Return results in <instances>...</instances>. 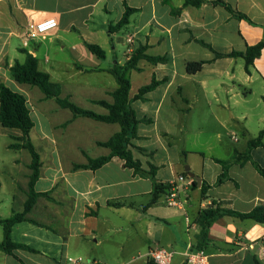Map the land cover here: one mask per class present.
Instances as JSON below:
<instances>
[{
  "label": "crops",
  "instance_id": "obj_1",
  "mask_svg": "<svg viewBox=\"0 0 264 264\" xmlns=\"http://www.w3.org/2000/svg\"><path fill=\"white\" fill-rule=\"evenodd\" d=\"M223 1L245 14L253 24L234 18L219 5L183 7L184 0H0V82L13 84L17 91L20 89L13 83L9 68L15 61L24 62L25 54L21 50H27L38 59L39 69L62 85V97L105 115L107 109L95 101L113 102L112 93L118 85L109 70L116 63L123 65L128 60V49L133 52L147 46L146 54L168 57L166 63L156 65L141 60L138 69L129 76L131 100L153 78L167 79L144 99L132 101L138 118L144 121L138 126L131 150L141 162L144 175L127 168L118 157L96 171L75 170V165L87 164L88 157L109 155L110 150L98 142L107 141L120 131V126L87 117L74 118L69 110L44 94H37L35 103L26 96L32 118L35 112L41 113V124L52 127L73 120L70 125L77 126L86 122L96 133L95 137L81 131L42 134L37 142L30 136L42 162L36 190L48 196L38 198L28 214L32 222H21L12 228L13 242L35 250L16 252L24 264H72L79 258L83 264H154L149 254L158 248L175 251L171 264H183L184 252L200 238L197 218L214 200L239 213H249L264 203V177L252 161L232 163L229 179L216 184L223 173V166L216 159L232 161L236 152L245 153L249 140L264 131L263 106L246 108L240 113L232 107L237 104L235 97L239 93L236 92L242 88L245 94L253 93L256 88L263 101L264 49L250 67V73L246 72L244 62L242 78L237 70V59L242 58L217 59L199 43L201 40L218 52L229 53L245 51L247 46L264 40V0ZM125 4L138 10L124 28L128 35L119 36L124 29L110 34V52L104 49L106 58L99 59L85 47L84 41L97 44L94 40L101 32L97 16L116 12L120 21ZM178 8L180 14L173 16L172 10ZM49 17L57 19L58 28L45 40L25 42L28 24ZM71 33L78 35V41L65 39ZM115 40L127 47L124 60L115 55ZM65 50L73 60L68 68H63L57 58ZM108 53L113 54L111 61ZM189 61L208 63L199 72L190 74L186 69ZM58 72L65 73L62 79L65 83L60 81ZM83 74H89L92 79H79ZM221 92L227 96V102L221 99ZM210 95L215 97V102L209 100ZM195 116L199 117L196 121ZM195 122L198 131H204L212 123L220 128L209 136V142L200 145L202 149H192L199 139L194 135ZM236 129L247 137L245 142L238 139ZM217 144L223 145L225 155L215 152ZM98 147L103 150L97 151ZM251 157L264 169V140L262 146L251 150ZM21 164L20 159L14 161L16 166ZM186 165L201 178V184L196 182V187L190 184L181 188V196L186 199L185 211L165 206L162 197L152 203L155 183L175 181L187 173ZM30 173V169L26 171L23 185L17 183L14 188L12 197L18 200L19 209L12 214L24 210ZM203 182L210 185L206 198L201 195ZM114 234L122 236L111 262L101 252L98 256L96 247L100 248ZM208 238L204 251L211 264H264L261 256L264 224L224 216L213 223ZM0 264L22 263L0 251Z\"/></svg>",
  "mask_w": 264,
  "mask_h": 264
},
{
  "label": "trees",
  "instance_id": "obj_2",
  "mask_svg": "<svg viewBox=\"0 0 264 264\" xmlns=\"http://www.w3.org/2000/svg\"><path fill=\"white\" fill-rule=\"evenodd\" d=\"M164 2H167V0H164ZM207 3L222 6L230 12L234 18L238 20H246L253 24L245 14L233 9L223 0H214L212 2L207 0H184L183 7L192 6L199 8ZM136 12H138L137 9L131 8L125 4V12L122 18L116 24L109 26V34L117 33L126 28L130 23L131 15ZM180 12L181 9L178 8L173 9L171 13L173 16H177ZM199 43L211 50L217 59L242 58L245 62V70L247 73H250V67L253 65L255 59L260 57L261 52L264 49V40L255 45L247 46L245 51H232L229 53L218 52L204 41L199 40ZM84 45L97 58H106V52L101 46L86 41H84ZM146 50L147 46H141L135 49L123 65L116 63L113 68L109 70L118 85L117 89L112 93L113 102L95 101L96 104L107 109L108 113L105 115L97 114L92 110L82 108L69 98L62 97V85L58 82L52 81L48 73L41 71L38 67V59L27 50H21L25 54L24 62L21 63L15 61V63L9 68L10 77L14 81L19 84H26L39 88L47 99H54L61 108L69 110L74 118L87 117L96 121L118 124L120 126V131L115 133L107 141L98 142V145L110 150L109 155L97 158L88 157V163L75 165V170L85 169L96 171L110 162L113 157H118L124 161L127 168L133 169L137 174H145L141 162L135 159L131 150L132 140L136 139L138 136V126L140 122L144 121L138 118L137 113L132 106V101L144 99V96L147 93L153 91L159 85L164 84L167 79L157 80L156 78H153L152 82L149 85L140 88L138 94L131 100L129 98V92L131 90L129 73L132 70L138 69V63L141 60H146L153 65L166 63L168 61L167 56H150L146 54ZM207 63L208 62L206 61H189L186 64L187 72L190 74L197 73L202 70ZM0 124L4 128L16 129L21 132L20 136H12L14 142L9 145V148L13 150L25 149L31 156V163L29 165L31 173L28 177V192L27 200L24 204V210L22 212H13L9 218L0 220V225L3 227V240L0 241V251L13 256L19 262L24 264L16 255V252L18 250L35 252V250L25 244L13 242L11 237L12 228L21 222H32L33 220L28 217V214L33 210L38 198L47 197L48 193H41L36 190V184L40 178L42 162L40 154L30 138V133L35 127V122L31 115V108L28 99L23 93L10 88L3 82H0ZM263 140L264 131H261L256 138L249 140L248 149L245 153L236 152L232 161L216 159V161L223 166V173L218 177L216 184L219 185L228 180L229 166L232 163L241 160L252 161L255 169L264 177V169L254 162L251 157V150L262 146ZM152 169H154V167H152ZM186 174L187 173H185V175ZM192 185L194 187L197 185L194 180ZM209 188V184L205 182L202 183L201 195L203 198L207 197ZM167 190V186L156 182L152 196V203L158 202ZM223 205L224 203L222 201L214 200L211 206L200 212L197 218V224L200 228V238L193 246L195 250H204L206 246H208L210 241L208 233L211 226L215 221L224 216H232L242 220H252L255 223L264 224V203H260L249 213L235 212L231 209L225 208ZM257 263L260 264L259 262Z\"/></svg>",
  "mask_w": 264,
  "mask_h": 264
},
{
  "label": "rangeland",
  "instance_id": "obj_3",
  "mask_svg": "<svg viewBox=\"0 0 264 264\" xmlns=\"http://www.w3.org/2000/svg\"><path fill=\"white\" fill-rule=\"evenodd\" d=\"M96 22L99 23L101 32L98 34L97 38L94 40L99 46H101L103 49H107L108 52H110V45L108 46V43L110 41L109 39V26L114 25L118 22V18L116 15V12H113L110 15H102L97 16ZM128 35V32L122 30L119 32L120 37L126 38ZM66 40L68 41H78V35L76 33L67 34L64 36ZM125 43V42H124ZM116 46L115 55L121 60L125 59V53L127 50V47L122 44H118L117 40L114 42ZM238 47H235L234 49H237ZM132 52L126 53L129 57ZM109 54V60H112L113 54ZM59 60H61L60 65L63 66V68H68L73 65V60L69 52L66 50L63 53H60L57 57ZM237 70H239L240 73H238L239 77L244 76V60L243 59H237ZM86 64H88L86 62ZM131 73V72H130ZM129 73V76H130ZM60 81H64L65 73L58 72ZM56 75V74H55ZM145 76V75H144ZM12 79V78H11ZM55 79V78H54ZM79 79L84 81H89L92 79V77L89 74H83L80 75ZM239 79V78H237ZM241 79V78H240ZM13 83L17 86V88L20 89L19 92L23 93L25 96L29 98V100H32L33 103L36 102L37 94H43L39 88L33 87L26 84H19L16 81L12 79ZM65 83V82H63ZM7 85L15 90V87L13 84L7 83ZM248 91H251L248 87ZM17 91V90H16ZM236 93H239V96L236 95L235 100L237 101L236 105L232 106L235 108L237 113L242 112L246 108H256L258 109L259 106H263V101L259 97L257 93V89L254 88V92H249L245 94V90L239 89ZM221 99H225L227 102V96L221 92ZM53 100V99H50ZM209 100L211 102H215V97L213 95L209 96ZM232 99V103L235 101ZM54 101V100H53ZM231 103V102H230ZM198 116L193 117V119L196 121L198 119ZM33 119L35 123L37 124L31 131L30 136L32 139L37 142V138H39L42 134H72L74 132L81 131L82 133H87L89 135H93L95 137V130L90 126L89 123H82L77 126L70 125L73 120H68L65 123H63L60 126H52L47 127L45 124H41L40 119L41 113L35 112L33 114ZM70 125V126H69ZM198 124L195 122V131L194 135L195 137L199 138L196 139V143H193L192 149H202L200 148L202 144L210 141V135L215 131H220V128L217 124H209V127H206L204 131H198ZM222 131V129H221ZM236 135L238 139L241 140V142H245L246 136L242 135V132L238 129H236ZM21 135V132L16 129H7L1 126L0 124V219H4L6 217H9L12 214V211L19 209V202L18 200H13V192L14 188L16 187V184L19 183L22 184V177L23 174L26 171H29L28 165L30 162V155L27 151H15L9 148V145L14 142L12 139V136H19ZM230 141V138H228ZM231 142V141H230ZM233 144V143H232ZM38 145V144H37ZM38 149V148H37ZM103 149L101 147L97 148V151H102ZM215 152L221 153V155H225V149L223 148V145H215ZM195 155H192V157ZM21 160V165L16 166L14 165L15 160ZM188 166V165H186ZM121 234H114L111 236H108L105 239V242L103 245H99V247H96L97 255L99 256V252L104 254V257H107L111 259V262H114L115 258V250L117 247H120L121 242ZM3 239V227L0 225V240ZM94 246V245H93ZM84 258V261L86 263L87 258H85V255L82 256ZM89 259V258H88Z\"/></svg>",
  "mask_w": 264,
  "mask_h": 264
},
{
  "label": "built area",
  "instance_id": "obj_4",
  "mask_svg": "<svg viewBox=\"0 0 264 264\" xmlns=\"http://www.w3.org/2000/svg\"><path fill=\"white\" fill-rule=\"evenodd\" d=\"M57 28L58 21L55 17H49L38 22L32 21L27 26L24 40L25 42L45 40ZM129 43H131V39H129ZM128 52H132L131 48L128 49ZM192 182V178L181 175L175 181L164 184L168 187V190L162 196V203L167 207L184 212L186 199L181 196V188L183 186H190ZM186 220L189 221L188 217H186ZM149 255L154 264H171L176 252L166 248H158L152 250ZM261 256L264 258V245L261 250ZM184 257L183 264H211L206 252L204 250H195L193 246L187 248L184 252ZM72 264H83V260L79 258Z\"/></svg>",
  "mask_w": 264,
  "mask_h": 264
},
{
  "label": "water",
  "instance_id": "obj_5",
  "mask_svg": "<svg viewBox=\"0 0 264 264\" xmlns=\"http://www.w3.org/2000/svg\"><path fill=\"white\" fill-rule=\"evenodd\" d=\"M186 172L188 173V176L192 178L195 182H197L198 185L201 184V178L197 175H195L193 172H191V169L189 166L185 167Z\"/></svg>",
  "mask_w": 264,
  "mask_h": 264
}]
</instances>
